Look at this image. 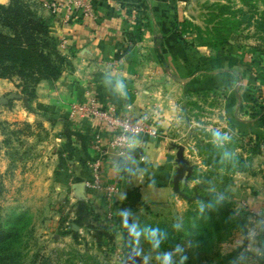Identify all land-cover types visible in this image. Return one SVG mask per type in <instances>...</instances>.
<instances>
[{
  "label": "crops",
  "instance_id": "1",
  "mask_svg": "<svg viewBox=\"0 0 264 264\" xmlns=\"http://www.w3.org/2000/svg\"><path fill=\"white\" fill-rule=\"evenodd\" d=\"M22 1L36 3L35 16L48 22L49 35L64 58L57 81L37 85L32 106L53 117L54 130L61 131L63 146L53 176L65 187L69 203L81 201L99 215L109 209L99 194L91 196L85 187L96 137L105 151L104 182L117 189L111 206L126 218L133 217L138 207L163 210L173 199L183 207L185 200L173 198L176 151L169 148L183 132L195 127L234 130L252 138L261 150L264 147V112L262 118L255 115L258 107L264 108V62L252 64L255 60L247 58L245 48L233 42L212 49L200 44L193 32L180 40L172 28L186 17L189 0H89L94 19L84 18L78 10L67 13L62 7L52 13L49 0ZM10 2L0 0L1 6ZM204 94L205 122L185 121L189 113L198 112L202 105L198 96ZM91 100L99 106L113 105L117 115L135 121L149 117L157 135H131L129 148L117 156L108 148L110 133L104 124L72 113ZM177 144L184 146L186 158L187 147ZM247 156H251V169L230 175L228 187H219L214 194L249 215L244 234L237 232L225 243L227 251L244 246L264 264V154ZM195 175L180 182L184 194V183L196 186Z\"/></svg>",
  "mask_w": 264,
  "mask_h": 264
},
{
  "label": "rangeland",
  "instance_id": "2",
  "mask_svg": "<svg viewBox=\"0 0 264 264\" xmlns=\"http://www.w3.org/2000/svg\"><path fill=\"white\" fill-rule=\"evenodd\" d=\"M24 4L35 15L36 3ZM3 13L0 3V31L11 33L1 26ZM232 13L240 25L231 42L245 48L247 58L255 60L252 64L261 65L264 0H189L186 17L175 22V28L182 40L193 32L195 39L211 42L217 22L214 18ZM251 68L258 74V68ZM20 85L17 78L0 79V226L11 233L4 244L8 250L1 255L14 258L15 264H131V252L139 258L137 264H260L244 246L232 251L225 246L237 232L244 234L248 213L229 201L230 214L222 216L216 207L200 201L219 187L225 190L230 175L251 169V156L247 155H254L258 148L251 143L252 138L227 129L205 131L195 127L183 132L181 140L171 142L169 148L175 152L173 145L177 143L187 147L186 159L196 174L192 179L198 182L192 188L184 183L183 190L189 197L196 194L202 198L189 202L175 193L173 198L186 201L183 207L173 199L163 210L138 207L133 217L126 218L113 211L111 200L99 194L109 208L103 216L91 212L81 201L69 203L65 187L55 181L53 174L63 146L61 131L54 130L53 117L36 111L33 98L25 96ZM198 97L202 105L198 112L185 116V121L205 122V94ZM146 119L149 117L139 118ZM209 142L222 158L220 168L205 164L204 148ZM221 219L229 222L209 229Z\"/></svg>",
  "mask_w": 264,
  "mask_h": 264
},
{
  "label": "trees",
  "instance_id": "3",
  "mask_svg": "<svg viewBox=\"0 0 264 264\" xmlns=\"http://www.w3.org/2000/svg\"><path fill=\"white\" fill-rule=\"evenodd\" d=\"M1 8L4 9L1 26L7 27L11 33L0 31V79L17 78L21 82L20 87L23 94L28 98H34L35 89L41 81H57L64 58L57 50L58 42L49 35L48 22L32 14L21 0H11L9 5L1 6ZM214 19L217 21L212 31L214 39L211 42L207 40H198V42L212 49L217 46L230 45L231 38L238 30L240 22L236 20L234 13L221 14ZM209 24L206 23V25ZM175 27L174 24L173 33L182 40V36L178 34ZM263 112L264 108L260 106L255 111V115L262 118ZM214 149L211 142L205 145V164L209 167L220 168L222 158L213 152ZM256 149L255 154H258L259 149ZM205 196L200 201L216 207L219 215L228 216L230 214V206L216 195L206 194ZM227 221L229 222L226 219L214 221L209 229H214L221 223L227 224ZM10 237V231L1 229L0 226V264L16 263L14 258L1 255V252L8 250L4 244Z\"/></svg>",
  "mask_w": 264,
  "mask_h": 264
},
{
  "label": "built area",
  "instance_id": "4",
  "mask_svg": "<svg viewBox=\"0 0 264 264\" xmlns=\"http://www.w3.org/2000/svg\"><path fill=\"white\" fill-rule=\"evenodd\" d=\"M47 4L52 13H56L59 7H62L67 13L78 10L84 18L94 19L95 17L89 0H63L62 4H59V0H49ZM60 45L62 47L63 43ZM72 113L87 115L104 124L110 133L108 148L117 156L125 154L130 146L129 137L131 135H157L155 127L149 120L135 121L129 115L119 116L113 105L99 106L95 100H91L88 105L76 106ZM92 148L95 155L87 164L89 179L85 183V187L91 192H96L108 200H112L117 194V189L104 182L102 172L105 151L98 137L93 139ZM262 151L264 153V149Z\"/></svg>",
  "mask_w": 264,
  "mask_h": 264
},
{
  "label": "water",
  "instance_id": "5",
  "mask_svg": "<svg viewBox=\"0 0 264 264\" xmlns=\"http://www.w3.org/2000/svg\"><path fill=\"white\" fill-rule=\"evenodd\" d=\"M173 148L176 149L175 154V164H176V170L175 173L172 176L171 179V185L172 190L174 193H176L181 198L185 199L186 201L192 202L200 198V196L196 195L193 197H189L186 194H184L180 190V182L182 180L187 181L193 172V166L191 163L184 157V146L182 145H173ZM132 217V216H130ZM128 262L131 264H137L139 263V258L136 256L134 252H131L128 255Z\"/></svg>",
  "mask_w": 264,
  "mask_h": 264
},
{
  "label": "clouds",
  "instance_id": "6",
  "mask_svg": "<svg viewBox=\"0 0 264 264\" xmlns=\"http://www.w3.org/2000/svg\"><path fill=\"white\" fill-rule=\"evenodd\" d=\"M165 259H166V261H167L168 257H165Z\"/></svg>",
  "mask_w": 264,
  "mask_h": 264
}]
</instances>
